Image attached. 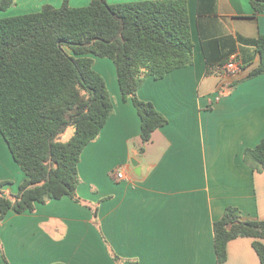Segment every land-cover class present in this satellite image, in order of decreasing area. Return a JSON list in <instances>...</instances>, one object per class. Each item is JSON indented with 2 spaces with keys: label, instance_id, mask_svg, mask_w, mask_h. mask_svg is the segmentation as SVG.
Returning <instances> with one entry per match:
<instances>
[{
  "label": "crops",
  "instance_id": "crops-1",
  "mask_svg": "<svg viewBox=\"0 0 264 264\" xmlns=\"http://www.w3.org/2000/svg\"><path fill=\"white\" fill-rule=\"evenodd\" d=\"M186 1L193 65L162 80L149 77L137 93L168 124L153 133L140 155L138 111L131 100H122L113 62L96 59L115 111L82 153V203L65 197L37 204L33 213H8L0 222V264H218L214 224L229 209L241 221H264V170L254 171L244 160L246 150L264 139V75L229 89L259 65L254 42L264 35V12L255 14L251 0ZM63 2L15 0L0 18ZM232 58L240 66L235 75L226 69ZM118 169L126 171L124 180L116 178ZM16 178L22 182L25 175L0 133V181L19 184ZM9 188L5 192L13 195ZM253 243L230 241L224 264H261Z\"/></svg>",
  "mask_w": 264,
  "mask_h": 264
},
{
  "label": "trees",
  "instance_id": "trees-1",
  "mask_svg": "<svg viewBox=\"0 0 264 264\" xmlns=\"http://www.w3.org/2000/svg\"><path fill=\"white\" fill-rule=\"evenodd\" d=\"M15 0H0L7 11ZM255 14L264 0H251ZM259 65L229 89L264 75V35L254 42ZM195 44L186 0L109 4L91 0L85 7L50 4L40 12L0 18V133L25 175L17 195H7L0 181V222L8 213H33L37 204L78 197L79 164L85 148L101 134L115 105L96 59L111 60L122 100H131L141 119L139 154L168 119L137 93L146 79L162 80L193 65ZM69 129L73 135L63 141ZM245 162L264 170V139L247 149ZM218 264L227 245L254 239L264 264V221H241L235 210L214 224ZM6 264H9L5 259Z\"/></svg>",
  "mask_w": 264,
  "mask_h": 264
},
{
  "label": "rangeland",
  "instance_id": "rangeland-1",
  "mask_svg": "<svg viewBox=\"0 0 264 264\" xmlns=\"http://www.w3.org/2000/svg\"><path fill=\"white\" fill-rule=\"evenodd\" d=\"M108 62V61H107ZM98 68L99 69H101V66L99 65L98 66ZM98 69V70H99ZM102 69H105V68H102ZM100 71V70H99ZM105 73H107V69H106V71H105ZM108 75V74H107ZM107 77H109V76H107ZM108 79H110V78H108ZM111 91H112V88H111ZM111 97H114V94H112V96ZM73 135V130L72 129H69L64 135H62V139H63V141H68L70 138H71V136ZM131 148L133 147V145H131L130 146ZM21 170V169H20ZM126 172V171H125ZM21 173L23 174V172L21 171ZM23 176H24V174H23ZM24 179V178H23ZM25 180V179H24ZM23 180V181H24ZM16 181H18V182H20L19 184H17V183H13L12 181H9L10 182V184L9 185H7L6 186V188L5 189H7V187H9L10 186V188L9 189H12V192H13V195H17L18 194V192H19V187H20V185L23 183V181L21 182V179H17L16 178ZM13 184V185H12ZM0 254H1V256H2V258H3V254L1 253V251H0ZM4 259V258H3Z\"/></svg>",
  "mask_w": 264,
  "mask_h": 264
},
{
  "label": "built area",
  "instance_id": "built-area-1",
  "mask_svg": "<svg viewBox=\"0 0 264 264\" xmlns=\"http://www.w3.org/2000/svg\"><path fill=\"white\" fill-rule=\"evenodd\" d=\"M226 69L230 73V75H235L240 71V66L236 62V58H232L230 62L227 63ZM115 174L118 180H124L126 178V173L124 169L116 170Z\"/></svg>",
  "mask_w": 264,
  "mask_h": 264
},
{
  "label": "water",
  "instance_id": "water-1",
  "mask_svg": "<svg viewBox=\"0 0 264 264\" xmlns=\"http://www.w3.org/2000/svg\"><path fill=\"white\" fill-rule=\"evenodd\" d=\"M132 166L134 167V172L138 177H141V167L139 166V163L136 160L131 161Z\"/></svg>",
  "mask_w": 264,
  "mask_h": 264
}]
</instances>
